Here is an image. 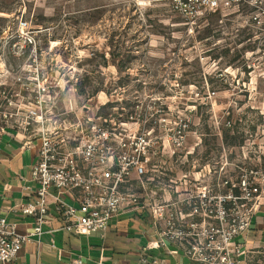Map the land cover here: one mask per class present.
Instances as JSON below:
<instances>
[{
    "label": "rangeland",
    "instance_id": "374dc122",
    "mask_svg": "<svg viewBox=\"0 0 264 264\" xmlns=\"http://www.w3.org/2000/svg\"><path fill=\"white\" fill-rule=\"evenodd\" d=\"M171 3L0 0V127L39 100L51 122L120 113L160 139L185 124L190 184L232 175L231 139H254L250 106L264 103V0H218L192 19Z\"/></svg>",
    "mask_w": 264,
    "mask_h": 264
},
{
    "label": "built area",
    "instance_id": "2783aa9c",
    "mask_svg": "<svg viewBox=\"0 0 264 264\" xmlns=\"http://www.w3.org/2000/svg\"><path fill=\"white\" fill-rule=\"evenodd\" d=\"M171 1L172 11L185 19L218 8V0ZM41 104L26 109L18 122L9 114L0 127V135L19 128L25 135L22 146L39 143L30 186L22 188L31 198L11 209L31 220V232L21 234L15 223L0 217V264L14 261L52 220L59 228L48 233L103 237L115 217L128 213L149 219L140 264H160L148 261L145 252L169 245L180 248L191 264H248L239 240L264 205V168L256 165L260 151L254 140L240 147L232 175L200 186L198 177L189 181L185 124L172 139H160L144 121L131 129L120 113L99 125L78 117L72 123L51 122ZM191 171L200 174V169ZM82 262L77 257L69 264Z\"/></svg>",
    "mask_w": 264,
    "mask_h": 264
},
{
    "label": "crops",
    "instance_id": "0c3cea01",
    "mask_svg": "<svg viewBox=\"0 0 264 264\" xmlns=\"http://www.w3.org/2000/svg\"><path fill=\"white\" fill-rule=\"evenodd\" d=\"M250 110L255 118L250 121L249 134L250 137L254 136L252 140L260 151L256 165L264 168V103L257 107L250 106ZM234 132L231 130V134ZM218 140L224 149L225 139ZM231 140L230 149L238 159L240 147L249 139ZM24 141L25 135L19 128H7L0 135V217L15 223L19 233L28 234L32 228L31 220L11 211L15 205L31 198L30 193L22 188L30 186L29 169L35 160L39 143L33 141L25 147L22 146ZM204 172V168L200 170V174L204 175ZM58 228L59 223L55 220L43 226V234L32 237L19 251L17 258L6 264H69L77 257L82 258V264H140L141 250L149 241V219L145 215L133 213L115 217L103 237L100 233L88 237H76L63 231L48 233ZM239 242L247 263L257 254L264 253L261 252L264 251V205L255 213L248 231ZM145 258L160 264H191L182 250L173 245L166 249L151 247L146 250Z\"/></svg>",
    "mask_w": 264,
    "mask_h": 264
}]
</instances>
